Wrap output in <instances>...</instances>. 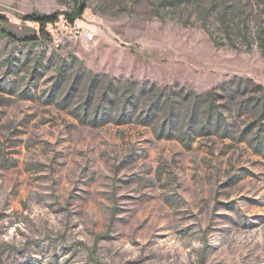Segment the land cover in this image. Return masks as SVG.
<instances>
[{"label": "rangeland", "instance_id": "obj_1", "mask_svg": "<svg viewBox=\"0 0 264 264\" xmlns=\"http://www.w3.org/2000/svg\"><path fill=\"white\" fill-rule=\"evenodd\" d=\"M80 5L93 39L22 44L39 36L26 16ZM90 72L222 108L230 82L259 98L264 0H0V264H264V112L225 109L233 135L190 143L136 116L93 126L74 113Z\"/></svg>", "mask_w": 264, "mask_h": 264}, {"label": "trees", "instance_id": "obj_2", "mask_svg": "<svg viewBox=\"0 0 264 264\" xmlns=\"http://www.w3.org/2000/svg\"><path fill=\"white\" fill-rule=\"evenodd\" d=\"M83 11V5H80L71 12L45 16L38 14L26 16V20L38 23L39 36L26 39L22 44L40 47L45 42H52L53 36L49 32V25L60 21L61 14H64L67 20L75 22L77 17L83 14ZM59 62H61L59 67L60 79L57 85L67 74L70 65L65 59H60ZM36 63H42V58L40 62ZM74 67L79 75L76 80L77 84L84 69L79 63ZM87 76H89V83L84 89L87 99L74 113L82 122L86 121L93 126H100L108 122L126 123L136 116L137 121L153 126L156 132L161 131L162 136L178 137L182 142L190 143L189 137L192 129L195 134L202 133L205 135L208 131V133L216 135L220 133L221 135H233L227 120L228 117L224 114L225 109L231 114L235 109L238 114L254 111L256 115H260L259 121L264 112V91L259 98L240 100L239 88L243 84L247 87L251 85V82H244L243 80L240 81L239 85L236 82H230L223 88L228 104L224 106L227 108H222L216 102L215 91L202 95L190 92L185 96L184 91L175 92L171 88L162 89L155 85L150 87L147 83L113 79L101 82L103 75L92 74L91 72L87 73ZM71 93L72 91L67 99ZM62 103L65 104L64 101ZM127 110H131L133 113H129ZM137 111L141 113L137 115ZM146 114L148 115L146 116ZM185 125L190 127L186 129L187 132L182 133L181 128H185ZM180 126L182 127L180 128ZM175 131H180L181 134L174 136ZM240 138H243V135ZM250 143L255 144L256 149L264 151V124H261L257 136L250 140Z\"/></svg>", "mask_w": 264, "mask_h": 264}, {"label": "built area", "instance_id": "obj_3", "mask_svg": "<svg viewBox=\"0 0 264 264\" xmlns=\"http://www.w3.org/2000/svg\"><path fill=\"white\" fill-rule=\"evenodd\" d=\"M49 29L51 30L50 33L52 35H54L53 32L58 29L66 34L68 33L75 37L85 36L89 40L93 39L95 35L94 32L84 31L80 29L77 26L76 21L71 22L66 18L60 19V21L56 22L55 24H50Z\"/></svg>", "mask_w": 264, "mask_h": 264}]
</instances>
